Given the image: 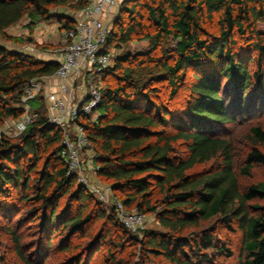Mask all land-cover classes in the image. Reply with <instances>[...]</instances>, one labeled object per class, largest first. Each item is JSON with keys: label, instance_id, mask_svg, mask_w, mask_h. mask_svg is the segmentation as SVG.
<instances>
[{"label": "trees", "instance_id": "1", "mask_svg": "<svg viewBox=\"0 0 264 264\" xmlns=\"http://www.w3.org/2000/svg\"><path fill=\"white\" fill-rule=\"evenodd\" d=\"M86 4L87 0H0V123L7 118H20L24 114L25 87L32 80L54 75L60 65L9 49L5 41L24 39L11 37L6 30L23 18L28 19L31 28L41 21L65 19L67 30L76 21L56 14L55 8L81 10ZM140 8L159 26L154 46L171 36L175 41V60L164 64L172 98L178 94L190 66L204 68L192 75L187 106L183 109L185 119L192 117L198 123H187L175 131L161 130L170 125L175 111L167 102L156 100V92L147 91L134 80L132 72L122 65L129 61L128 54L114 70L107 67L116 74V81L103 91L97 117L83 118L80 123L92 143L96 173L112 182V190L118 192L117 198L125 208L133 206L146 215L156 213L167 232L143 230L142 238L133 234L119 221L115 207L116 219L114 212L109 214L76 176L68 174L60 158L62 130L45 115H39L44 104L40 94L31 100L38 119L18 139L2 136L0 140V235L9 233L24 262L34 264L22 251L18 229L5 223L17 215L18 202L23 201L31 206L30 222L38 221L39 249H51L57 236V252L80 248L78 243L71 244L72 239L93 219H108L118 233L117 241H110L108 263L122 264L114 248L136 241L145 257L159 259L156 264H195L192 251L201 253L202 259L203 251L214 246L213 238L205 233L201 240L191 242L186 234L202 222L220 216L227 226L238 222L243 230L246 256L241 264H264V206L258 215L250 211L251 201L264 200V181L243 190L233 141L211 134V130L237 120L223 93L224 80L237 89L239 112H244L245 104L247 112L251 108L255 112L261 98L264 104V0H123L120 12L126 16L120 14L113 20L106 48L114 39L118 45L133 39L141 26ZM213 14H218L216 32L205 26ZM207 66L214 69L208 70ZM251 88H256L254 100L245 101ZM251 138L255 145L245 156L244 173L256 164L264 166V128L253 126ZM180 142L186 144V153L177 147ZM213 159L217 160L214 171H192L197 164ZM159 194L163 198H158ZM62 199L65 203L61 206ZM108 235L100 232L95 244L83 254L73 252L68 262L80 264L85 253H92ZM188 246L191 252L186 250ZM217 249L231 254L224 246ZM0 264H8L1 239Z\"/></svg>", "mask_w": 264, "mask_h": 264}, {"label": "rangeland", "instance_id": "2", "mask_svg": "<svg viewBox=\"0 0 264 264\" xmlns=\"http://www.w3.org/2000/svg\"><path fill=\"white\" fill-rule=\"evenodd\" d=\"M120 4L121 1L119 0ZM120 4L114 8L111 12V17L107 18V27L111 30L114 26L113 20L116 16H126L124 13L120 12ZM141 17H140V28L137 29L136 33L133 35V39L128 43H122L118 45L116 39L111 43L110 47H108L109 51L112 53V60L108 66V68H115L117 62L123 58L125 55H129L130 59L128 62H123V66L130 70L133 74L134 80L147 91L156 92L157 96L154 97L156 100L161 99V101L167 102L170 104L172 110L175 111V118L172 117L170 121V125L167 127H162L161 130L165 129L167 131H175L179 126H185L187 123L197 124V120L194 118H187L183 114L184 107L187 106L188 100V90L191 85L192 75L196 72H202L204 68H194L190 66L186 71V77L183 78L182 82L179 84L178 94L173 98L170 95L171 85L169 83V72L164 66V64L169 62H174L175 60V52H174V39L173 37H169L165 40H161L158 46H154L157 40V32L159 26L157 23L151 21L147 17V13L144 9L140 8ZM27 18L22 19V23H24ZM56 22V19H53ZM218 24V14H213L211 18L206 19L205 26L216 32ZM18 24L15 25L17 27ZM14 27V28H15ZM19 27V26H18ZM239 43H242V39L237 36ZM63 43H60L57 47L58 52L59 49L63 46ZM108 68L102 73L96 75L94 77V82L98 85L102 91L105 90L107 85L113 84L116 81V74L108 71ZM208 70L212 69L213 66H207ZM214 69V68H213ZM117 72H121L117 70ZM92 79V76L89 75L87 80ZM52 84L55 82H51ZM71 85L73 86L72 95L69 98L72 104L82 100L87 96V89L84 81V71L82 72L80 78L76 81H71ZM53 84V85H54ZM224 95L228 99V104L231 105V109L235 111L237 115V120L232 123H228L226 125H221L215 130H211L212 135L218 136H226L231 139L234 143L235 147V155H236V171L239 182L243 190L247 189L252 184H256L260 181H264V166L262 165H254L252 169L248 173H244L242 171L243 167H245V156L248 151L254 146V141L251 138V128L255 125H261L264 128V104L262 105L261 99H259L258 106L256 107V111L252 112V108L249 111H246V104L244 105V112H239L237 110L236 104V87L234 84L229 81L224 80ZM256 88H251L245 95V101L254 100V96L257 92ZM255 92V94H253ZM49 93V91L47 92ZM43 98L44 104L43 108L40 109L39 115H45L48 117L50 115V111L48 109V102L46 99V92L43 89ZM231 94V97L230 95ZM251 98V99H250ZM264 99V97H263ZM264 101V100H263ZM32 104V103H31ZM33 105V104H32ZM31 105V106H32ZM239 106V105H238ZM31 115L35 116L38 114L36 110H31ZM235 115V116H236ZM177 116V117H176ZM184 118V119H183ZM38 119V115L35 116V120ZM181 119L183 121H181ZM17 119L7 118L2 123H0V140L2 136L11 137L16 140L19 138L18 133L14 131V123ZM186 127V126H185ZM160 130V129H158ZM185 143L180 142L177 144L179 150L183 153H186ZM91 156H94V151L89 153ZM45 154L44 156H46ZM85 159H87V155L84 153ZM41 161L40 164H42ZM217 168V160H211L207 163H199L192 170L194 173L201 174L210 171H214ZM89 180L93 189L89 192L96 198L99 204L107 210L109 214L114 212L115 205L113 203V199L117 197L119 194L112 190V182L102 178L99 174L95 172H88ZM97 189V191H94ZM13 197H16L15 191L12 193ZM158 198H163L162 194L158 195ZM17 200H14L16 202ZM61 206L64 205V199L60 201ZM251 208L250 211L253 215H258L262 212L261 207L264 206V200L255 199L250 202ZM18 211L17 215L11 217L9 221H5L8 225H13L18 229L19 235L21 237L22 251L28 256L29 260L34 264H71L69 263V259L72 256L73 252H81L82 254L86 252L88 247L92 244H95L96 236L100 233H109L107 240L102 243H97L96 249L91 253L88 251L85 253L83 261L80 264H110L107 261V258H110L109 247L112 246L110 241L115 239L117 241V230L116 227L112 224L110 220H98L93 219L78 235H76L72 239L71 244L78 243L80 248H75V250L71 251H59L57 252L55 246H57L60 240V237L57 236L54 239L53 247L51 249H39V245L37 244L38 239V221L33 220L30 222L29 214L31 210V206H29L26 202L19 201L18 202ZM66 206V205H65ZM76 206V202L73 203V212ZM116 208V207H115ZM129 212L137 211L133 206L130 208H126ZM115 214V212H114ZM25 217L24 220H20L21 217ZM116 219V214H115ZM143 230H157L167 232L165 228H163L157 220L156 213H149L147 215L146 224L138 232H132L133 234H139V236L143 237ZM192 231V232H190ZM186 234L188 239L193 242V240L198 239L201 240V237L205 235V233L209 234L213 238V247H209L205 249L203 253L205 254L202 259L199 258L201 256L198 251L193 250L192 256L194 258L195 264H241V261L245 258L246 252L244 249V234L243 230L240 227L238 222L232 223L231 226H227L224 220L220 216L213 217L210 220L202 222L199 228H192ZM0 239L3 242V246L5 248V255L8 264H26L24 259L17 253L15 249V244L11 238L9 233L3 232L0 235ZM200 242V241H199ZM63 244V243H62ZM196 245L193 244V248ZM217 246H224L228 248L231 252L224 253L218 252ZM93 248V247H92ZM186 250L191 252V248L188 246ZM116 257L121 260L122 264H156L159 259L153 258L151 256L146 257L143 255L141 247L136 241H127L123 248L115 249ZM200 252V251H199ZM213 262H211V261Z\"/></svg>", "mask_w": 264, "mask_h": 264}, {"label": "built area", "instance_id": "3", "mask_svg": "<svg viewBox=\"0 0 264 264\" xmlns=\"http://www.w3.org/2000/svg\"><path fill=\"white\" fill-rule=\"evenodd\" d=\"M120 4L119 0H87L81 9L73 28L65 31L66 41L59 49L61 58L59 68L54 74L63 80L59 89L46 93L51 123L62 130V150L60 158L66 165L68 174L74 175L79 184L92 190L88 172L97 171L93 151L84 126L83 118L94 120L102 97V89L95 84L94 77L102 74L112 60V53L106 48L110 29L107 16ZM58 52V49L56 50ZM84 71L87 96L74 104L69 98L73 86L68 82L76 81ZM91 75L92 79L87 80ZM44 84L40 79L32 80L24 89L22 104L24 114L14 123V131L21 134L35 121L31 115V100L42 94ZM84 153L87 155L85 159ZM97 191V189H94ZM119 221L130 231L138 232L146 224L147 215L138 211L129 212L117 197L113 199Z\"/></svg>", "mask_w": 264, "mask_h": 264}, {"label": "crops", "instance_id": "4", "mask_svg": "<svg viewBox=\"0 0 264 264\" xmlns=\"http://www.w3.org/2000/svg\"><path fill=\"white\" fill-rule=\"evenodd\" d=\"M114 10V9H113ZM81 10H71L67 7H57L55 8V13L65 16L68 19H73L76 21V18L80 15ZM111 13L108 14L107 18H110ZM24 19V18H23ZM65 19L57 20L56 22L53 19L48 21H41L35 24L32 28L28 26V19L22 23L19 21L18 26L16 24L9 27L6 32L11 37H21L24 39L23 42L15 41H5L4 45L13 51L27 54L36 59L44 61H56L59 62L61 58V53H57V47L60 43H65L66 41V27ZM15 27V28H14ZM31 37L32 41H27V38ZM44 84L45 92H53L59 89L60 85L63 83V80L57 78L55 75L45 76L40 78ZM51 82H55L53 85ZM70 85V82H68ZM83 100V99H82ZM45 102V101H44ZM37 114H35L36 116Z\"/></svg>", "mask_w": 264, "mask_h": 264}]
</instances>
